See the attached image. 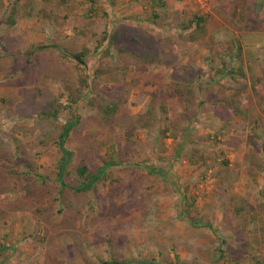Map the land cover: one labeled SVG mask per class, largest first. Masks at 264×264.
Instances as JSON below:
<instances>
[{
	"label": "rangeland",
	"instance_id": "rangeland-1",
	"mask_svg": "<svg viewBox=\"0 0 264 264\" xmlns=\"http://www.w3.org/2000/svg\"><path fill=\"white\" fill-rule=\"evenodd\" d=\"M13 3L19 17L8 28ZM193 16L203 21L189 28ZM115 24L142 27L160 52L146 72L119 69L126 114L146 113L152 93L159 102V92L183 79L195 103H204L192 107L173 96L166 113L156 111V127L126 117L100 128L85 123V98L75 111L84 123L64 143L72 169L80 161L92 169L117 164L86 194H60L57 133L70 113L37 123L32 108L49 95L63 102L62 82L72 85L76 76L53 48L29 63L22 54L44 44L85 48L87 74L101 61L113 69L100 53L104 31ZM35 88L42 96L27 100L24 92ZM263 139L264 0H0V147L14 153L21 146L33 168L26 174L6 167L12 157L0 158V264H264ZM66 180L81 181L73 170Z\"/></svg>",
	"mask_w": 264,
	"mask_h": 264
},
{
	"label": "trees",
	"instance_id": "trees-1",
	"mask_svg": "<svg viewBox=\"0 0 264 264\" xmlns=\"http://www.w3.org/2000/svg\"><path fill=\"white\" fill-rule=\"evenodd\" d=\"M66 0H61L64 4ZM243 1L238 4L243 5ZM163 6L164 4L161 3ZM18 9L16 4L13 3L10 10H8L4 24L6 27L10 28L16 24L18 19ZM153 17H156L153 14ZM203 19L199 16H193L191 20L188 21L187 25L199 27ZM103 44L101 56H109L112 68L105 65L103 61L98 62L97 65L92 69L91 73L87 74V66L85 58L88 56L89 51L83 49L78 53H73L67 49H62L58 45H38L32 47L30 50H25L22 54L26 59L27 63L28 57L34 54H40L44 51H50L52 48L54 52L60 57L68 61L70 65H73L74 74L76 76V81L72 85L68 81H63L62 84L66 91L65 99L63 102H59L57 99L53 98L51 95L46 98L41 97L42 92L40 88H35L36 93L33 94L30 91H25V96L27 100L35 101L37 98V93H39L41 99L34 104L32 108V115H34L38 122L46 123H56L59 120V114L66 110L70 113V118L65 121L59 128L57 133L58 147L60 151V157L56 165L55 178L59 183L60 189L59 193L63 189H67L72 194H86L91 191L95 183L99 180L104 171L112 165H116V162L107 161L104 164L95 169L90 168L89 165L80 161L78 165L74 166L72 169V156L73 152L64 147V143L67 140L68 135L72 131H79L84 122L78 114L75 113L76 107L80 104L82 100L86 99L87 106L90 108L91 112L86 118L85 123L90 125H95L100 128H112L114 127L122 118L128 117L126 121L130 119L134 120L136 124L141 128H153L156 127L158 119L156 118V111L159 109L162 113H166V100L173 96H178L182 100L192 107H197L204 102L202 100L199 103H195L196 95L194 94V89L188 80H181L179 83H171L169 87L171 90L169 92H159V102L157 101L158 95L156 93L151 94V101L148 106L147 112L144 114H138L135 117L126 114L125 104L126 97L124 91V85L122 84L125 73L119 71L120 68L127 69L133 67L136 72H146L149 67L158 62L160 52L156 49L153 38L149 33L142 27H130L125 24H115L112 28L104 31L102 36L101 45ZM36 64V60L34 61ZM34 64V65H35ZM60 97L63 95L59 94ZM28 117V115H26ZM224 119V118H223ZM17 127V126H15ZM18 128V127H17ZM19 129V128H18ZM167 128H162V135L167 132ZM174 136V135H173ZM249 144H252L253 149H259L257 142L253 138V135H249ZM237 144V143H236ZM1 145V143H0ZM263 147L264 151V139L260 148ZM258 151V150H257ZM13 158L11 164L6 167H23L26 168V174H33V168L27 162L25 158V151L21 146H17L14 153H10L9 149H4L0 147V158L4 161H8ZM148 168V173H154L157 175H165L168 179L171 178L169 173H165L161 167L153 168L146 165ZM17 169V168H16ZM73 170L75 174L81 180L80 182L74 181V184H70L66 178L69 175V171ZM259 170L263 173V185H264V163L260 165ZM25 174V175H26ZM24 176V174L16 171L15 178L19 176ZM17 183V180L13 178H7L4 182ZM35 177L30 180V185H35ZM24 188V187H23ZM24 190V189H22ZM3 192L0 193V195ZM190 205L193 203L191 199ZM188 202V203H189ZM182 206H186L187 201L185 196H183L181 201ZM259 208H264V203L259 205ZM239 210V209H236ZM189 220L188 216H184ZM190 221V220H189ZM194 221H191L193 223ZM210 227V226H209ZM136 262L138 264H152L150 262L143 261H122L117 262H103L101 264H127ZM176 264V263H167Z\"/></svg>",
	"mask_w": 264,
	"mask_h": 264
},
{
	"label": "crops",
	"instance_id": "crops-1",
	"mask_svg": "<svg viewBox=\"0 0 264 264\" xmlns=\"http://www.w3.org/2000/svg\"><path fill=\"white\" fill-rule=\"evenodd\" d=\"M248 38H249V36H248Z\"/></svg>",
	"mask_w": 264,
	"mask_h": 264
}]
</instances>
